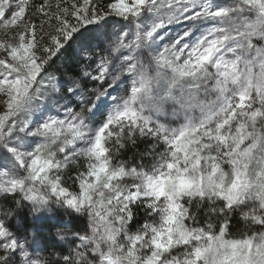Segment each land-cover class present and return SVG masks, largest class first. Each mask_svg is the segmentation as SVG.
I'll list each match as a JSON object with an SVG mask.
<instances>
[{
	"label": "snow or ice",
	"instance_id": "snow-or-ice-1",
	"mask_svg": "<svg viewBox=\"0 0 264 264\" xmlns=\"http://www.w3.org/2000/svg\"><path fill=\"white\" fill-rule=\"evenodd\" d=\"M0 32V264H264V0H0Z\"/></svg>",
	"mask_w": 264,
	"mask_h": 264
},
{
	"label": "rangeland",
	"instance_id": "rangeland-1",
	"mask_svg": "<svg viewBox=\"0 0 264 264\" xmlns=\"http://www.w3.org/2000/svg\"><path fill=\"white\" fill-rule=\"evenodd\" d=\"M171 27H172L173 31H180L181 30L179 25H172ZM3 38H4L3 37V33L0 32V39H3ZM67 51H69L70 53L73 52L74 56L76 57V52L74 51L73 48H69ZM57 76H59V75H57ZM2 110H3V103H2V99H0V111H2ZM79 163L80 164H84V161L81 160ZM208 205L213 207V205H211L209 203L207 204V207H208ZM216 207H219V205H216ZM207 210H209V211L207 212L208 214H206L205 217L201 218L200 220L198 218L199 224H201V225L206 224L208 222V220H211L213 223H216L218 220L223 219V217H217L216 215H213L211 213V211H210V208H207ZM24 214L25 213H23V212L21 213V215H24ZM27 218L30 220V217H27ZM145 218L146 217H145L144 212L137 211V216H136V220L137 221H141L142 222ZM13 223L18 224L19 223L18 219L14 220ZM132 228H133V230L136 228V223L135 222L133 223ZM53 231H55V230L53 229ZM232 231L233 232L228 235V238H240V233L245 231V226H244L243 222H240L238 225L234 226ZM45 239L51 240L52 238H51V236L48 235V236H45Z\"/></svg>",
	"mask_w": 264,
	"mask_h": 264
},
{
	"label": "trees",
	"instance_id": "trees-1",
	"mask_svg": "<svg viewBox=\"0 0 264 264\" xmlns=\"http://www.w3.org/2000/svg\"><path fill=\"white\" fill-rule=\"evenodd\" d=\"M64 58L66 60V66H69L70 67L72 65V62L75 59V56H74L73 52L70 53L69 51H67V52L64 53ZM57 66L60 67V70L61 71L64 70V67L63 66H60L59 65V62H57ZM55 75H60V72H56ZM144 147H145V145L143 143H141L139 145V148H140L141 151L144 149ZM134 155H135V159H133V156ZM122 159L127 160V162L129 163V165H132L133 163H135V164H140L141 163V161L139 159V155L138 154H134L131 151L124 153ZM148 162H149V158H145L144 163L147 164ZM207 204H208V202L202 203L201 206H200V208H199V210H197L195 208L193 209L194 211H198V217L197 218H199V220L201 218L205 217L206 214H208L207 212L209 210H207V208H210V211H211L212 206L208 205V207H207ZM229 216L231 218V228H230V232H229V234H230V233L233 232L232 231L233 227L236 226V225H238L242 221L240 220V217H239L238 214L235 217H232V214H229ZM18 222H20L19 219H18ZM44 235L45 236H48L49 235L48 232H47V230H46V228L44 229Z\"/></svg>",
	"mask_w": 264,
	"mask_h": 264
}]
</instances>
